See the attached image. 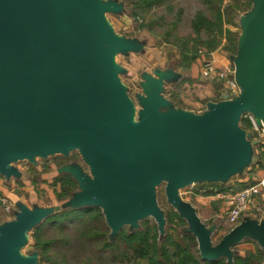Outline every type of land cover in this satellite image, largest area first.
Listing matches in <instances>:
<instances>
[{
	"label": "water",
	"instance_id": "obj_1",
	"mask_svg": "<svg viewBox=\"0 0 264 264\" xmlns=\"http://www.w3.org/2000/svg\"><path fill=\"white\" fill-rule=\"evenodd\" d=\"M250 2L235 22L236 57L229 55L238 94L230 98L222 89L219 101L197 114L164 96L166 84L181 78L171 68L142 74L136 111L114 57L138 52L140 44L113 32L105 15L123 11L116 1L0 0V175L18 178V161L77 151L89 172L75 163L57 169L78 188L62 210L100 209L110 240L125 226L139 230L147 218L165 234L155 199L164 183L202 260L232 264L233 248L245 240L264 254V220L242 217L214 242L216 225L204 224L179 196L188 185L242 175L261 144L255 129L264 124V0ZM247 115L253 130L239 125ZM12 206L14 220L0 225V264H39L38 252L20 250L33 229L62 210Z\"/></svg>",
	"mask_w": 264,
	"mask_h": 264
},
{
	"label": "rangeland",
	"instance_id": "obj_2",
	"mask_svg": "<svg viewBox=\"0 0 264 264\" xmlns=\"http://www.w3.org/2000/svg\"><path fill=\"white\" fill-rule=\"evenodd\" d=\"M100 1L104 2L107 0ZM113 1H116L123 6V11L121 13H108L105 15L107 21L112 27L113 32L118 36L124 37L127 40L136 41L138 44H140L138 52H132L129 54H116L114 57L115 62L125 71L118 76L121 82L127 88V96L133 101L136 111H138L140 107L138 105L137 95L142 94L140 83L142 82L141 76L143 73L153 75L155 70H167L168 68H171L174 72H181L182 69H188L190 66L187 64H181L179 48L174 43L182 42L185 40V38L195 36L190 27V21L196 11H205L206 6L204 5L203 0H166L165 2H161L157 5L151 6L149 9L142 11V13L134 18L132 13H134L135 10L131 4L133 0ZM227 6L231 7V9L228 10L229 22L231 23L235 19L233 26L236 25V30L240 31L238 23H235L236 19L240 15L245 14V12H247L251 6H249L245 0H223L222 8H227ZM224 28L227 29L225 25ZM222 43L226 46L227 39H223ZM200 49L201 50L199 51L202 52L201 54L198 52V55H202L203 58L210 59L214 63V61L208 55L210 53H207L203 48ZM220 50L224 51V46H221ZM232 55L236 57V54ZM230 63L232 66L231 60ZM188 70L184 71L189 73ZM177 77L178 76L176 75L175 80H177ZM175 84L177 83L166 84L164 93L166 98H169V91ZM196 84L203 85L204 82L196 81ZM245 117L250 118L249 115ZM74 163L77 164L84 172H89L88 166L83 162L77 151L70 152L67 156L54 155L46 159L37 157L33 160V162L23 160L14 163L13 167L19 172L20 177L5 178L4 176L0 175V225L14 220L13 211L17 210L16 207L13 206V209L7 212L3 205V200H6L10 205L20 202L31 209L34 207H41L62 210L64 206V200H59L57 194L63 193L64 189L59 182L57 183V179L60 177L57 169L62 165ZM252 164L253 162L251 165ZM237 179L238 176H233L227 181V183L224 184L219 182H214L211 184H191L180 189L179 196L183 201L195 206V204H197L194 197L195 194L198 196H204L205 192H207L209 189H216L215 191L217 192V189L219 191V189L225 187L228 189V192L226 191V194L223 196L230 197L234 192L244 188L242 185H246L245 187L250 186L244 183H239ZM164 187L165 184L161 183L155 188V199L157 201L158 207L164 212L165 215H167L173 209L166 201ZM72 191L77 192L78 188L73 186ZM69 194L70 193H67L66 190V194L63 195V198L66 196L70 197L71 194ZM224 199L225 198H223V200ZM224 201L226 202V199ZM217 203L218 202L215 204L217 205ZM225 209L226 206L223 208L222 221L224 222H226ZM197 215L198 217L201 216L199 211ZM205 222V224L210 223V221ZM154 224L155 221L153 218H147L145 220L139 221V229L145 228L147 226H153ZM41 225L42 223L38 226L39 228L36 227V231L39 232V234H42V236L45 238L48 239L58 236L53 224H45L44 226ZM167 227L168 232L182 235V230H185L187 226L181 228L176 227L175 229L169 225H166V228ZM226 227H228L230 230L229 224L226 223ZM34 230L35 229L29 233L30 243L26 244L20 250V252L25 256L30 255L35 251L31 244ZM123 230L125 232L131 231L128 226H125ZM223 231L226 230L224 229ZM221 232L222 231L219 230L218 235ZM221 237L222 235L220 237L213 236V241L217 242ZM84 251L85 250L82 252ZM63 253H65V251H61L56 247L49 252V255L53 256L55 262L62 264L61 255ZM90 255L91 254L89 251L86 250L82 254H76V259L84 262L85 259H89ZM41 264L47 263L43 262ZM123 264L133 263L131 261L124 262Z\"/></svg>",
	"mask_w": 264,
	"mask_h": 264
},
{
	"label": "trees",
	"instance_id": "obj_3",
	"mask_svg": "<svg viewBox=\"0 0 264 264\" xmlns=\"http://www.w3.org/2000/svg\"><path fill=\"white\" fill-rule=\"evenodd\" d=\"M166 0H133L131 2L136 18L142 11L149 9ZM205 11H196L190 21L194 37L176 42L179 48L181 64L191 65L199 58L198 52L203 48L207 53L224 46V51L232 55L237 51V35L224 28L229 24L228 16L231 7L222 8L223 0H203ZM139 11V12H138ZM233 37V38H232ZM227 39V45L222 40ZM240 127L253 130L252 123L247 117L240 120ZM64 189L57 197L61 201L67 200L73 193L72 187L77 184L69 175H60L57 183ZM224 193L227 189H220ZM69 194V195H70ZM214 191L205 192V196L214 195ZM71 196V195H70ZM166 225L184 227L185 221L180 219L173 210L165 215ZM53 224L58 236L45 238L34 230L31 244L39 253V264H59L54 261L49 252L53 248L65 251L61 255L62 264H105L131 262L133 264H227L225 259L204 261L197 251L195 239L189 234H173L165 229V234H158L156 225L140 228L132 233L120 231L112 240L109 239V229L105 224L102 212L98 208L87 207L81 209H64L44 220L41 226ZM39 228V227H38ZM38 230V229H37ZM88 250L91 254L84 262L76 259V254ZM263 252L257 248L255 252L241 257L235 256L232 264H262Z\"/></svg>",
	"mask_w": 264,
	"mask_h": 264
},
{
	"label": "crops",
	"instance_id": "obj_4",
	"mask_svg": "<svg viewBox=\"0 0 264 264\" xmlns=\"http://www.w3.org/2000/svg\"><path fill=\"white\" fill-rule=\"evenodd\" d=\"M245 2H247L249 6L251 5L250 0H245ZM234 20L233 22L225 25V27L236 34L238 30H236V25L233 26ZM208 55L214 61V65L218 70L232 71L229 54H227V52L220 50L219 48ZM201 58L202 57L197 58L196 61L188 67L189 70L182 69L181 72L176 71V73L181 75V78L176 82L177 84L173 85V87L170 89V96L168 98L175 105V107L197 114L203 112L206 109L205 105L207 102L219 101L220 92L222 89H224L221 82L216 78L204 79L201 77ZM184 70H188L189 73H186ZM196 81H202L204 82V84H196ZM263 171L264 141H261V144L255 149L253 164L248 167L242 173V175L238 176L237 181L241 184L244 183L247 185H252L263 175ZM245 186L246 185H242V187ZM222 189L227 188L223 187ZM215 190L216 189L207 190L215 192V194L211 196H198L197 194H195L194 197L197 204H195V206L193 207L196 209L197 213L199 211V213L201 214V216L199 217L204 224L206 223L205 221H210L209 224H206L207 226L216 225L213 236L220 237L229 230L228 227H226V218V222L222 221L223 208H225L224 200L226 199L222 196L226 194V192L224 193L223 191H220V189L219 191L217 189V192ZM223 198L225 199L223 200ZM216 202H218L217 205L215 204ZM243 217L264 220V190H262L259 195L252 198L247 210L243 213ZM224 229L226 231H223ZM219 230H221L222 232L218 235ZM257 248L258 246L254 242L245 240L235 246L233 248V251L235 256L244 257L249 253L255 252Z\"/></svg>",
	"mask_w": 264,
	"mask_h": 264
},
{
	"label": "built area",
	"instance_id": "obj_5",
	"mask_svg": "<svg viewBox=\"0 0 264 264\" xmlns=\"http://www.w3.org/2000/svg\"><path fill=\"white\" fill-rule=\"evenodd\" d=\"M201 52L199 51L200 54ZM199 57H202L201 77L204 79L216 78L221 82L223 88L228 91L229 97H235L238 94V88L231 76L232 71L218 70L210 59L203 58L202 55H199ZM248 119L253 123L251 117ZM255 131L258 133L260 140L264 141V124L260 129H255ZM262 190H264V171L263 175L254 184L234 192L230 197L222 196L226 198L225 215L226 221L231 228L239 224L252 198L259 195ZM3 205L7 212L13 209V206L8 204L6 200H3Z\"/></svg>",
	"mask_w": 264,
	"mask_h": 264
},
{
	"label": "flooded vegetation",
	"instance_id": "obj_6",
	"mask_svg": "<svg viewBox=\"0 0 264 264\" xmlns=\"http://www.w3.org/2000/svg\"><path fill=\"white\" fill-rule=\"evenodd\" d=\"M230 229H231V227H230Z\"/></svg>",
	"mask_w": 264,
	"mask_h": 264
}]
</instances>
